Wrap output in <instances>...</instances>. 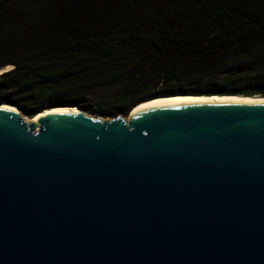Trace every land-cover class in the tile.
I'll return each instance as SVG.
<instances>
[{
  "label": "water",
  "instance_id": "95a60500",
  "mask_svg": "<svg viewBox=\"0 0 264 264\" xmlns=\"http://www.w3.org/2000/svg\"><path fill=\"white\" fill-rule=\"evenodd\" d=\"M77 110L0 105V264H264V101Z\"/></svg>",
  "mask_w": 264,
  "mask_h": 264
},
{
  "label": "trees",
  "instance_id": "16d2710c",
  "mask_svg": "<svg viewBox=\"0 0 264 264\" xmlns=\"http://www.w3.org/2000/svg\"><path fill=\"white\" fill-rule=\"evenodd\" d=\"M178 96L264 97V0H0V105L109 119Z\"/></svg>",
  "mask_w": 264,
  "mask_h": 264
},
{
  "label": "bare ground",
  "instance_id": "6f19581e",
  "mask_svg": "<svg viewBox=\"0 0 264 264\" xmlns=\"http://www.w3.org/2000/svg\"><path fill=\"white\" fill-rule=\"evenodd\" d=\"M198 97V98H196ZM197 100H245V101H264V98L263 97H259V96H256V97H247V96H182V97H179V98H165V99H156V100H152L150 102H146V103H143V104H140L139 106H137L133 111H132V116L135 115L137 112L147 108V107H150L152 105H156V104H162V103H168V102H175V101H197ZM4 109H11V108H8V107H3ZM12 110H15V109H12ZM76 113L78 114L79 113V110L77 109H70V108H62V109H52V110H49V111H46L42 114H39L38 116H36L35 118L31 119L30 122L31 123H35L37 124V121L39 119H42L44 118L45 116H47L48 114H51V113Z\"/></svg>",
  "mask_w": 264,
  "mask_h": 264
},
{
  "label": "rangeland",
  "instance_id": "374dc122",
  "mask_svg": "<svg viewBox=\"0 0 264 264\" xmlns=\"http://www.w3.org/2000/svg\"><path fill=\"white\" fill-rule=\"evenodd\" d=\"M11 70V67H7V68H5V69H3L2 71H1V73L2 72H7V71H10ZM178 97H182V96H178ZM188 97V96H187ZM196 98H198V97H196ZM131 114H132V112H131ZM131 114L129 115V117L131 116ZM28 121L30 122V120L28 119Z\"/></svg>",
  "mask_w": 264,
  "mask_h": 264
}]
</instances>
